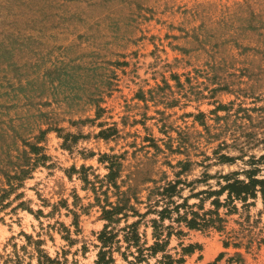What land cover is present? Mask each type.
I'll list each match as a JSON object with an SVG mask.
<instances>
[{"label":"rangeland","instance_id":"rangeland-1","mask_svg":"<svg viewBox=\"0 0 264 264\" xmlns=\"http://www.w3.org/2000/svg\"><path fill=\"white\" fill-rule=\"evenodd\" d=\"M248 172L264 178V0H0V264H94L120 192L143 213L180 180L201 213L192 195ZM248 203L167 249L264 264V200Z\"/></svg>","mask_w":264,"mask_h":264},{"label":"trees","instance_id":"trees-1","mask_svg":"<svg viewBox=\"0 0 264 264\" xmlns=\"http://www.w3.org/2000/svg\"><path fill=\"white\" fill-rule=\"evenodd\" d=\"M112 165V163H111ZM107 175L109 185L117 188L114 183L115 172L111 169ZM180 180L165 182L163 185L153 187L145 202V211L139 213L133 205L126 192H120L117 203H105L101 208V217L106 221L103 229L100 231L97 239L99 242L98 252L94 264H116L117 254L123 263L121 264H181L184 259L183 254L191 253L192 247H182L180 252L171 254L167 249L169 240L172 235H182V227L187 229L203 230L206 228H221L222 218L219 215L221 207H227L226 212L237 211L235 202L240 201L243 207L250 205L249 198H257L260 194L264 200V178L257 179L250 172L247 173V180H241L237 174L221 175L217 181V189L208 186L207 190L200 191L193 197L204 195L210 200L212 209L203 211V200L197 205L198 210H194L192 205L188 204V198L179 196ZM223 199H221V197ZM179 198L181 201H176ZM129 216H135L139 219L127 223ZM148 216H153L148 220L152 229V243L148 244L147 240L139 232V225ZM125 220V225L116 228L120 220ZM168 221V224H165ZM174 224L176 227H174ZM65 228V227H64ZM159 256V257H158ZM177 256V257H176ZM222 258L220 254L217 260ZM38 264H61L58 261L49 258L47 255H41Z\"/></svg>","mask_w":264,"mask_h":264}]
</instances>
